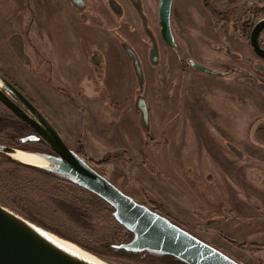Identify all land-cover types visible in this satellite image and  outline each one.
<instances>
[{"label": "rangeland", "instance_id": "rangeland-1", "mask_svg": "<svg viewBox=\"0 0 264 264\" xmlns=\"http://www.w3.org/2000/svg\"><path fill=\"white\" fill-rule=\"evenodd\" d=\"M86 1L110 17L108 0H98L97 7L95 0ZM119 1L128 12L111 22L123 28L140 55L144 85L121 48L124 39H111L98 16H91L93 25L87 29L99 44L92 59L98 63L104 58L103 81L86 63L91 53H70L78 50V27L86 26L69 0H0V72L35 103L69 146L126 194L161 207L180 227L240 264H264V60L249 38L253 24L264 17V0H233L227 12V4L209 1L227 14L226 23L213 20L201 0H176L175 49L160 37V0H144L159 51L156 64L148 57L152 40L140 30L127 1ZM127 20L141 35L129 30ZM13 35L21 39L24 54L36 60L34 65L16 57ZM47 40L59 59L48 75L51 84L43 70L37 71L44 67L43 58L53 55L44 49ZM260 42L264 47V31ZM190 60L229 73L208 74L190 66ZM83 74L77 87L74 79ZM138 96L146 100V120L137 108ZM0 111L7 112L1 103ZM12 132L0 136V143ZM9 157L0 152V205L78 252L95 249L111 264H160L162 256L154 254L159 263L150 257L107 255L105 244L120 245L133 237L116 220L114 209L66 178L26 170ZM54 198L92 211L93 227L67 218L52 204Z\"/></svg>", "mask_w": 264, "mask_h": 264}, {"label": "water", "instance_id": "water-1", "mask_svg": "<svg viewBox=\"0 0 264 264\" xmlns=\"http://www.w3.org/2000/svg\"><path fill=\"white\" fill-rule=\"evenodd\" d=\"M73 1L75 4L78 3V0ZM172 6L173 0H160L158 18L163 39L170 46L175 47L171 22ZM263 30L264 17L256 23L250 35L251 46L262 59H264V48L261 47L260 36ZM126 50L134 61L138 75L141 74L134 51L129 48ZM190 62L198 70L219 74L218 71L200 63L192 60ZM0 81L3 83V88H0V101L36 131V134L23 138L21 142L43 140L58 156L2 144H0V152L8 156L17 150L38 153L50 163L49 167L38 168L66 178L106 201L114 209L113 214L116 220L133 235L130 242L118 245L119 248L133 253L148 252L158 256L168 255L185 264H240L218 248L180 227L168 217L157 213L122 191L92 167L79 153L72 150L39 108L1 72ZM142 109L143 119L146 120L148 110L143 107ZM30 223L0 205V264H89L48 241Z\"/></svg>", "mask_w": 264, "mask_h": 264}, {"label": "flooded vegetation", "instance_id": "flooded-vegetation-1", "mask_svg": "<svg viewBox=\"0 0 264 264\" xmlns=\"http://www.w3.org/2000/svg\"><path fill=\"white\" fill-rule=\"evenodd\" d=\"M76 8L77 10L79 11L80 13V21L83 25L86 26V29H83L82 26L78 27V29L80 30L79 31V34L77 36V41L76 43L78 44V50H75V51H71L70 53L73 54L75 57H81V53H80V50L81 52L85 51V52H89L91 53L90 55V59L89 61L86 60V63L87 65L90 67V69L97 73V79H101L103 81V77L100 75L102 70H103V67H102V63H103V57L102 59H100V61L98 63H95V60L94 58L92 59V56H94L95 54H97V52H99V44L97 42H95V36H94V33H89L88 32V27L92 26L93 25V21H92V17L91 16H97L100 17L99 20L101 21V24L105 23L106 22V31H107V35L113 39L114 36H117L119 39L122 38L124 40L120 41L119 40V43L121 44V48L124 50L125 54L127 55V57L129 58V60H131V62L133 63V67H134V70H135V73H136V76H137V79L139 80V85L142 86L144 85V63L140 57V55H138V52L133 49L128 43L129 41H127V37L124 33V31H122L123 28H121L120 26H115L114 25V20H117V19H114V17L116 18L115 15H126L128 10H126L125 6L122 5V2H120L119 0H108L107 1V4H106V7L107 9L109 10L110 12V17L108 16L107 18H105L103 16V14H100L99 15V12L97 9H95L94 7L92 6H89L87 4V1L86 0H78V3L75 4L73 0H69ZM127 3L129 4V6L131 7V9L133 10V12L135 13V17L138 19L139 23H141V25L143 26L140 30L142 31V33L144 35H148L152 41V49L149 50V53H148V57H149V61L152 63V64H156L158 63L159 61V51H158V48L154 45V36L152 34V31H150V26H149V22H148V14L147 12L145 13V3H144V0H126ZM175 1L176 0H173V6L175 7ZM190 1L192 4L193 2L191 0H188ZM209 1H215V0H201V2L203 3V6L205 7L206 11L211 14V17L213 20H216L218 21L219 23H226L227 22V14L225 12H227V9L230 7L229 5V2L233 1V0H217L219 1V3H224V4H227L228 7H226L225 9V12L224 11H219L218 8L214 7L212 5L211 2ZM236 2L238 1H241L242 3L245 2V0H234ZM247 1V0H246ZM257 1V0H256ZM196 2V0H195ZM95 3H96V7L99 6V1L98 0H95ZM160 3V1H159ZM89 6V7H88ZM173 6H172V15H173ZM158 8H159V5H158ZM144 10V11H143ZM103 13V12H101ZM253 13L255 14V16H257V14L259 13V9H256L255 11H253ZM88 15V16H85V15ZM172 15H171V22H172ZM90 16V17H89ZM157 19H158V23H159V18H158V11H157ZM113 21V22H111ZM110 22V24H109ZM125 24H128V27H129V30H131V32H137L138 35H141L140 31L137 30L135 27H131L132 24L127 20V21H124ZM133 23V22H132ZM257 23V21L253 24L252 26V29L250 31V35H251V32L253 30V27L254 25ZM120 25V24H119ZM160 25V23H159ZM89 27V28H90ZM81 30H83L84 32H82ZM172 31H173V27H172ZM264 31V30H263ZM262 34V33H261ZM174 35V33H173ZM160 37L161 39L167 44L169 45L162 37V34H161V25H160ZM250 38V36H249ZM261 38V36H260ZM10 44L13 46V52L15 53L16 57L22 61V62H25V63H30L32 64L33 61H36L35 59L33 58H28L25 54H24V50H23V43L21 41V39L19 37H17V35H13L11 38H10ZM67 40V39H66ZM65 40V42H67ZM94 40V41H93ZM174 40H175V36H174ZM47 46L44 48L46 49L47 51H51L53 48H50L49 46V43H48V40H47ZM64 44V43H63ZM111 44L110 43H107L106 45H109ZM175 44L176 46L175 47H172L170 46L171 48L175 49L177 47V43H176V40H175ZM251 44V43H250ZM261 44V42H260ZM252 47V46H251ZM261 47H263V45L261 44ZM126 48H129V49H132V51H134L137 59H138V62H139V65H140V69H141V74L138 75L137 71H136V68L134 66V61L133 59L128 55L127 53V50ZM253 48V47H252ZM35 46H33V50L35 51ZM61 49V48H60ZM110 49V47H109ZM254 50V49H253ZM48 51V52H49ZM64 52V50H63ZM102 52V51H101ZM255 52V51H254ZM52 53V51H51ZM65 53V52H64ZM227 53L232 57V58H235V59H238L237 55L235 53H232V52H229V50L227 49ZM256 53V52H255ZM45 54V53H44ZM52 57L50 58H43V66L41 69H37V71H39V73L43 70L47 76L50 75V72L52 71H55L56 69V66H55V63L56 61H58L59 59L57 58V53L55 52L52 53ZM62 54V53H61ZM257 54V53H256ZM45 57V55H43ZM68 56H71V55H68ZM258 56V55H257ZM54 57V58H53ZM259 57V56H258ZM39 58L41 59L42 56H39ZM261 58V57H260ZM58 59V60H57ZM262 59V58H261ZM264 60V59H263ZM191 61V60H190ZM189 61V64L190 66H192L191 62ZM194 61V60H192ZM199 63V62H197ZM202 64V63H201ZM33 65H34V62H33ZM203 65V64H202ZM69 66V64H68ZM72 66V65H70ZM69 66V67H70ZM74 66V65H73ZM206 66V65H204ZM193 68H195L194 66H192ZM208 67V66H206ZM47 68V72L45 71ZM211 68V67H209ZM45 69V70H44ZM196 69V68H195ZM215 71H218L219 74H214V75H224V74H228L227 72H221L219 70H217L216 68H211ZM198 70V69H197ZM201 71V70H199ZM203 72V71H202ZM235 72L234 70L231 71V73ZM2 73V72H1ZM206 73V72H205ZM4 74V73H2ZM55 74V72L53 73V75ZM210 74V73H208ZM5 75V74H4ZM6 76V75H5ZM7 77V76H6ZM84 74L80 77V79H74L75 82H76V86L78 87V84L82 81L83 79ZM8 78V77H7ZM9 79V78H8ZM51 77L48 76V79H47V82H49V84H51ZM62 80V79H61ZM73 80V82H74ZM63 81L66 83V84H70L69 83V79H63ZM79 83H78V82ZM58 82V81H56ZM14 84V83H13ZM16 85V84H15ZM17 86V85H16ZM69 86V85H68ZM18 87V86H17ZM3 88V87H1ZM19 88V87H18ZM20 89V88H19ZM21 90V89H20ZM22 91V90H21ZM23 92V91H22ZM8 93V92H7ZM9 96L11 98H13L14 100H16L11 94H9ZM30 99V98H29ZM31 100V99H30ZM32 101V100H31ZM33 102V101H32ZM0 103L3 105V107L7 110V112H2L0 111V122L6 120V119H9L11 121V123H14L16 125L15 129H13V127L11 128H6L5 131L3 132V134H5L6 132H8V130H12V135L10 138L7 139V146L11 145V147H15V148H18V149H23V150H27V151H37V152H40V153H45V154H50V155H53V156H58L57 153L55 151H53L43 140H40V141H37V142H27V143H22L21 140L31 134H36V131L30 127L26 122H24L23 120H21L19 117H17L6 105H4L1 101ZM34 103V102H33ZM35 104V103H34ZM137 108L138 110L141 112V116L143 118V108H147V103H146V100L141 96H138V99H137ZM8 117V118H6ZM7 122V120H6ZM18 126L20 127L19 131H20V136H19V131L15 133V130H18ZM57 130H59L57 128ZM17 136L15 138H12L14 135ZM61 134V132H60ZM63 138V136H62ZM66 144L69 146V144L66 142ZM5 145V143H4ZM72 150H74L71 146H69ZM75 152L78 153V151L74 150ZM22 152V151H20ZM59 177V176H58Z\"/></svg>", "mask_w": 264, "mask_h": 264}, {"label": "trees", "instance_id": "trees-1", "mask_svg": "<svg viewBox=\"0 0 264 264\" xmlns=\"http://www.w3.org/2000/svg\"><path fill=\"white\" fill-rule=\"evenodd\" d=\"M264 11H261V14ZM8 118V117H6ZM7 120V122H6ZM2 122H0V136L3 135V132L5 131L6 128H11L13 127V129H15L16 125L14 123H11V121L9 119H6ZM20 127L18 126V130H15V133L18 132L20 129ZM20 131H19V136H20ZM17 136L14 135L12 138H15ZM2 145H4V143H0ZM5 145H7L5 143ZM11 146V145H9ZM80 154V153H79ZM9 162L12 163L13 165L22 167L26 170H31V171H35L37 173H43L45 175H49L50 177H57L55 174L48 172L47 170H44L42 168H38V167H34V166H30V165H26L23 164L11 157H9ZM104 162H108V161H104ZM60 179V177H57ZM52 204L54 205V207H56L61 213H63L67 218L71 219L72 221H74L77 224H80L81 226L85 227V228H91L92 226V220L93 218L91 217L92 215V211H89L88 209H85L83 207H80L74 203H70L66 200H62V199H52ZM152 210L156 211L157 213L165 216L166 214L163 212V210L161 209V207H153L148 205ZM169 217V216H166ZM170 219V218H169ZM171 220V219H170ZM172 221V220H171ZM174 222V221H173ZM176 223V222H174ZM177 224V223H176ZM179 225V224H177ZM180 226V225H179ZM105 251L107 252V255L110 256H114V257H123V258H132V259H136L138 260L139 258L144 260L146 257H150L148 259H150L152 262H157L155 259L156 257L154 255H152L151 253L148 252H143V253H133V252H128L127 250L121 249L118 247V245L112 244V243H107L104 246ZM90 252L98 257L101 258H105L106 256H103L101 253H98L95 251V249H89ZM160 260V264H185L180 260H177L175 257L172 256H168V255H164L162 257H159Z\"/></svg>", "mask_w": 264, "mask_h": 264}, {"label": "bare ground", "instance_id": "bare-ground-1", "mask_svg": "<svg viewBox=\"0 0 264 264\" xmlns=\"http://www.w3.org/2000/svg\"><path fill=\"white\" fill-rule=\"evenodd\" d=\"M3 87V83L0 81V88ZM21 150H17L9 154V156L21 163L36 166V167H49L50 163L45 160L42 156L38 153H28V152H20ZM31 224V223H30ZM38 233H40L44 238L48 241L59 247L60 249L66 251L70 255H73L84 262L89 264H109L106 261L102 260L101 258L89 253V252H78L73 247H71L68 243L60 239L59 237L39 228L36 227L34 224H31Z\"/></svg>", "mask_w": 264, "mask_h": 264}]
</instances>
